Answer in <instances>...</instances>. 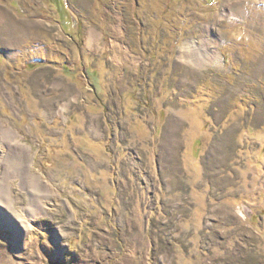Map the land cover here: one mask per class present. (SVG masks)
<instances>
[{
  "label": "rangeland",
  "instance_id": "374dc122",
  "mask_svg": "<svg viewBox=\"0 0 264 264\" xmlns=\"http://www.w3.org/2000/svg\"><path fill=\"white\" fill-rule=\"evenodd\" d=\"M0 189V264H264V0H0Z\"/></svg>",
  "mask_w": 264,
  "mask_h": 264
},
{
  "label": "bare ground",
  "instance_id": "6f19581e",
  "mask_svg": "<svg viewBox=\"0 0 264 264\" xmlns=\"http://www.w3.org/2000/svg\"><path fill=\"white\" fill-rule=\"evenodd\" d=\"M88 40H89V39H88ZM15 163H16V162H15ZM18 164H20V163L18 162ZM21 171H22V170H21ZM35 183H36V182H35ZM36 184H37V183H36ZM1 189H2V188H1ZM1 189H0V190H1ZM1 192H2V191H0V195H1ZM0 204H1V203H0ZM2 216H3V215L0 213V217H1L2 219H4V217H2ZM8 219H9V218H8ZM6 220H7V219H6ZM11 223H12V222H11ZM18 235H19V234H18Z\"/></svg>",
  "mask_w": 264,
  "mask_h": 264
}]
</instances>
